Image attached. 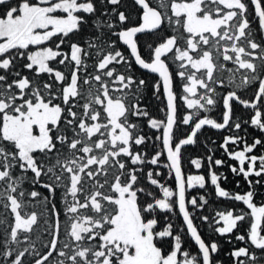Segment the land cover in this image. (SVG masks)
I'll use <instances>...</instances> for the list:
<instances>
[{"label": "snow or ice", "instance_id": "obj_1", "mask_svg": "<svg viewBox=\"0 0 264 264\" xmlns=\"http://www.w3.org/2000/svg\"><path fill=\"white\" fill-rule=\"evenodd\" d=\"M260 189L264 0H0V264H264Z\"/></svg>", "mask_w": 264, "mask_h": 264}, {"label": "trees", "instance_id": "obj_2", "mask_svg": "<svg viewBox=\"0 0 264 264\" xmlns=\"http://www.w3.org/2000/svg\"><path fill=\"white\" fill-rule=\"evenodd\" d=\"M125 3L131 9L132 0H125ZM249 15H250V18H251V10L249 12ZM133 16L135 18V13H133ZM252 25H253V31L254 32H258V22H257V20L255 18H252ZM189 27L192 28L193 30H199V29H197L196 20H195L194 16L190 18ZM150 40H151V37L149 35H144V36L140 37L139 43H140L141 49H142V51H143L145 56H147V50L145 49L144 46ZM137 75H143V77L146 79V81H147L149 86H151L153 81L156 79V77L153 74H149V73H146V72L142 73L141 70H137ZM146 95H147V92H146ZM147 103L149 105V110L154 115H156V116H160L161 115L157 111L158 107L160 106L159 101H157L155 99H150V100L147 101ZM236 115L238 117H247L248 113L245 110L239 109L236 112ZM145 130L149 131V133L151 134L152 130H149L147 128H145ZM226 134H228V133L222 132V131H215V130L206 129L204 131V134L199 136V138H198L199 142L195 146H187V148L185 150H183V152H184V155H183V167H184V170H185L186 174L187 173H191V174L203 173V174L207 175V169L202 168L200 170H196L194 168V165H191L189 163V160L191 158H197V157L206 156L208 154L207 148L211 147L213 149V151L215 152L216 158H223V159L226 160L225 166L222 169L218 170V171H221L224 174H226L227 177H228L226 183H224L223 186L226 187L229 190H232V191H244V190H246L247 185L244 182L243 177L234 176L230 172V170L228 168V165L235 164L237 162H235V161H233L231 159H228L224 155L223 150H221L219 148V144L222 142V137L224 135H226ZM257 135H258V132H256L254 129H252V128L248 129V138H249V140H251L252 137L257 136ZM211 140H215L216 144L215 145L211 144ZM205 141H208L207 147L205 146V143H204ZM233 150H235L234 147H233ZM238 180L240 181V188H236V182ZM166 182L170 183L171 181L170 180H166ZM40 190L42 191V189H40ZM260 190L264 191V189H260ZM193 191H195V190H193ZM201 191H203V190H201ZM208 191L209 192L212 191V188H211L210 185L208 186ZM209 199L211 200V197H209ZM257 199L258 200L264 199V197H258ZM215 206H221V207L230 208V207H233L234 204H233L232 201H227V200L220 199L218 201V204H216ZM235 206L239 207L240 205H235ZM197 215H199V213ZM177 224H179V221H177ZM201 232H202V234H205V235L208 234L206 227L202 228ZM186 246H191L193 248V250H194V245H192L191 240H186ZM230 247H231L230 245L226 244L223 241V239H221V248L222 249L227 250ZM221 258L225 260V264H228V259L229 258L227 256H224L223 253H221Z\"/></svg>", "mask_w": 264, "mask_h": 264}, {"label": "rangeland", "instance_id": "obj_3", "mask_svg": "<svg viewBox=\"0 0 264 264\" xmlns=\"http://www.w3.org/2000/svg\"><path fill=\"white\" fill-rule=\"evenodd\" d=\"M199 24H200V22L196 21L197 29H199L200 31H203V28L199 27Z\"/></svg>", "mask_w": 264, "mask_h": 264}]
</instances>
